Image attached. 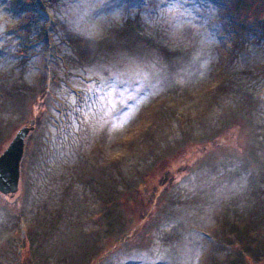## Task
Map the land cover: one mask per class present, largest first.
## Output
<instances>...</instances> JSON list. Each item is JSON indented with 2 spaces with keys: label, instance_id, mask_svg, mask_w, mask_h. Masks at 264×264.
I'll return each mask as SVG.
<instances>
[{
  "label": "rangeland",
  "instance_id": "obj_1",
  "mask_svg": "<svg viewBox=\"0 0 264 264\" xmlns=\"http://www.w3.org/2000/svg\"><path fill=\"white\" fill-rule=\"evenodd\" d=\"M29 1L0 0V153L33 126L0 264H233L225 222L264 260V0H110L99 42L51 17L101 0Z\"/></svg>",
  "mask_w": 264,
  "mask_h": 264
},
{
  "label": "trees",
  "instance_id": "obj_2",
  "mask_svg": "<svg viewBox=\"0 0 264 264\" xmlns=\"http://www.w3.org/2000/svg\"><path fill=\"white\" fill-rule=\"evenodd\" d=\"M23 8L25 7V9H23V12L25 14V20L23 21V23L28 22V24H30V20L31 18H35L36 16H39L40 13L37 12L34 9V4L33 2H30L29 0H24V2L22 3ZM43 7V5H42ZM47 10V8H45ZM51 19H54V22L56 25H60L62 26V32L65 34V41H76L79 42L81 41V39L79 38H75L74 34L72 32H70L67 29V25L64 21L60 20L56 21V18L53 16L51 17ZM260 19H258L257 21H259ZM261 23V22H260ZM125 26L126 28H128V31H125L124 33H130L131 31L134 30V28L137 27V22L131 19H127L125 21ZM74 35V36H73ZM106 37V36H104ZM25 39L28 43V46L26 49H28L31 46V43L33 42L30 35H26ZM71 42V43H72ZM99 42V41H98ZM74 44V43H72ZM191 156V154H190ZM189 156V157H190ZM252 223H248V224H244V225H240V224H231L229 222H225L223 225L225 227V239L224 241L231 246V248H237L238 249V256L236 257V259L233 260V264H254V262L259 261V263L264 264V260L262 258L263 254L260 252L259 254L261 255H256V251L255 249L257 248L258 245H255V242L257 240V237H261L258 231H256L255 227L253 228L254 224L251 225ZM253 228V229H252ZM255 254L256 256V261H254V257H252L250 254ZM261 257V259H260Z\"/></svg>",
  "mask_w": 264,
  "mask_h": 264
},
{
  "label": "water",
  "instance_id": "obj_3",
  "mask_svg": "<svg viewBox=\"0 0 264 264\" xmlns=\"http://www.w3.org/2000/svg\"><path fill=\"white\" fill-rule=\"evenodd\" d=\"M33 127L20 128L7 147L0 153V193L14 194L19 189L20 165L24 156L25 140Z\"/></svg>",
  "mask_w": 264,
  "mask_h": 264
},
{
  "label": "clouds",
  "instance_id": "obj_4",
  "mask_svg": "<svg viewBox=\"0 0 264 264\" xmlns=\"http://www.w3.org/2000/svg\"><path fill=\"white\" fill-rule=\"evenodd\" d=\"M111 6L110 0H101L100 3H96L92 6V11L97 12L95 22H85L81 24V21L85 19L84 16L79 17L75 21L69 19L68 30L89 41L98 42L102 40L107 27L111 25L112 21L119 18L117 12H111L108 10ZM88 15H91V12L85 13V16Z\"/></svg>",
  "mask_w": 264,
  "mask_h": 264
}]
</instances>
